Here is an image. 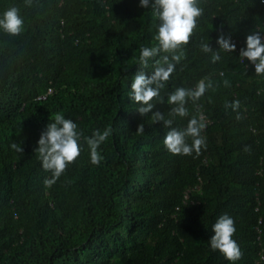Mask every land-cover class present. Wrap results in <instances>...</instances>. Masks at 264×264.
I'll return each mask as SVG.
<instances>
[{"label":"trees","instance_id":"16d2710c","mask_svg":"<svg viewBox=\"0 0 264 264\" xmlns=\"http://www.w3.org/2000/svg\"><path fill=\"white\" fill-rule=\"evenodd\" d=\"M12 6L24 27L16 36L0 30V264H264V76L239 57L246 36L264 31V3L199 0L203 15L160 96L166 101L176 87L201 79L212 87L195 106L188 101L183 118L153 101L152 111L173 119L172 127L205 117L207 147L199 155L171 154L163 121L141 116L128 97L140 49L155 43L151 6L0 0V14ZM221 32L236 50H221L213 63L200 44L219 51ZM153 65L149 60L146 75ZM234 100L239 120L225 107ZM56 112L77 123L81 152L47 187L51 173L34 150ZM106 127L112 133L94 165L84 137ZM222 214L235 223L236 261L210 246Z\"/></svg>","mask_w":264,"mask_h":264},{"label":"clouds","instance_id":"9594fccd","mask_svg":"<svg viewBox=\"0 0 264 264\" xmlns=\"http://www.w3.org/2000/svg\"><path fill=\"white\" fill-rule=\"evenodd\" d=\"M27 5H31V0H25ZM141 7L151 6L153 15L157 18L155 43L151 47L142 46L137 65L139 71L132 78L128 97L139 105L137 111L141 116L152 113L150 119L153 123L163 121L168 131L163 137L165 148L173 155H192L195 152L200 154L202 148H206V138L202 135L206 128L205 117L202 114L193 115L188 120L186 127H172L173 119H165L160 111L153 112L154 100L160 103L171 105L169 116L183 118L189 116L186 104L191 100L195 103L204 95L207 89L212 87L210 80L201 79L195 87H176L174 91L167 95L165 101L160 96V91L170 80L172 73L176 69V64L180 63L184 57L181 51L183 46L190 43L197 27L198 18L203 15V9L199 6V0H139ZM24 27V20L15 6L9 7L0 14V30L9 35H19ZM261 30L252 31L246 36V48H241L239 57L247 58L254 67L255 74L264 76V37ZM219 51H214L208 42H201V50L211 53L213 63L221 59L220 51L234 52L236 44L232 42L231 35L227 37L221 32L217 38ZM164 53V55H161ZM159 57V59H154ZM149 60H154L151 75H146L143 69L148 68ZM224 85L230 86V82L225 79ZM237 112V119H241L238 112L240 101L234 100L225 105ZM50 121L40 133L38 146L35 153L42 162L45 171L51 173V178H45V186L51 187L56 180L65 172L68 165L74 163L80 156V139L83 133L78 130V125L72 119L66 118L62 113L56 112L49 117ZM138 132H144V125L137 127ZM111 127H106L102 132L94 130L92 135L84 137L89 148L90 161L94 165H99L103 157L100 155L99 146L111 135ZM189 139L191 143H189ZM22 143V141H21ZM10 147L16 152H23L20 143L12 142ZM213 235L210 237V246L213 250H219L229 261H236L241 258V251L237 242L232 238L236 228L233 218L227 214H222L212 225Z\"/></svg>","mask_w":264,"mask_h":264},{"label":"built area","instance_id":"2783aa9c","mask_svg":"<svg viewBox=\"0 0 264 264\" xmlns=\"http://www.w3.org/2000/svg\"><path fill=\"white\" fill-rule=\"evenodd\" d=\"M263 3H264V0H261ZM262 37H264V32H263V34H262ZM51 88H49V90H50Z\"/></svg>","mask_w":264,"mask_h":264}]
</instances>
